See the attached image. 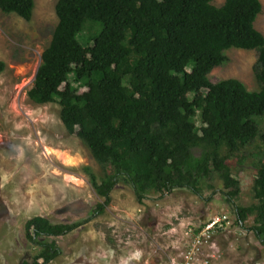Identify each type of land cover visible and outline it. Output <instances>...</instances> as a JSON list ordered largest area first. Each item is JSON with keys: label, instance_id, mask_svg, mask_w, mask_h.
I'll use <instances>...</instances> for the list:
<instances>
[{"label": "trees", "instance_id": "1", "mask_svg": "<svg viewBox=\"0 0 264 264\" xmlns=\"http://www.w3.org/2000/svg\"><path fill=\"white\" fill-rule=\"evenodd\" d=\"M0 9L30 21L35 0H0ZM262 9L260 0L57 2L59 22L28 95L41 105L59 102L68 132L105 167L101 181L87 170L104 198L94 216L111 204L120 182L144 204L151 192L188 189L203 196L204 182L217 176L239 222L255 215L252 230L264 246V160L254 183L257 203L248 207L235 203L241 185L228 164L257 138L264 144L258 121L264 117V34L255 26ZM90 21L102 29L85 45L81 36ZM232 48L259 52L260 91L234 78L211 80ZM3 68L0 62V73ZM80 225L29 219L26 236L41 251L22 264H51L62 249L47 238Z\"/></svg>", "mask_w": 264, "mask_h": 264}, {"label": "rangeland", "instance_id": "2", "mask_svg": "<svg viewBox=\"0 0 264 264\" xmlns=\"http://www.w3.org/2000/svg\"><path fill=\"white\" fill-rule=\"evenodd\" d=\"M58 1L35 0L30 21L0 9V264L32 261L41 251L25 231L26 222L36 216L58 224L82 223L67 235L47 238L62 249L51 264H264V246L252 230L255 215L239 222L217 176L204 182L203 196L188 189L151 192L144 204L130 184L120 182L111 204L94 216L104 198L87 170L101 181L105 167L80 137L68 132L59 102L41 105L28 95L59 22ZM260 1L255 26L264 34ZM91 23L81 36L85 45L102 29ZM226 55L227 63L211 72V80L234 78L260 91L259 52L232 48ZM258 121L264 130V117ZM261 160L264 144L257 138L228 162L241 185L236 205L257 203L254 183ZM218 219L222 222L198 243L196 237Z\"/></svg>", "mask_w": 264, "mask_h": 264}, {"label": "built area", "instance_id": "3", "mask_svg": "<svg viewBox=\"0 0 264 264\" xmlns=\"http://www.w3.org/2000/svg\"><path fill=\"white\" fill-rule=\"evenodd\" d=\"M224 218H226V217H224ZM221 222H222V219L220 220ZM220 221H219V219L218 220H216V221H214L213 223H212V225H209V227L204 231V233H203V235H200V236H198V237H196V241L198 242V243H204V241H205V239H204V235L205 236H207V235H209L210 234V231H211V229H212V227H214V226H218L219 224H220Z\"/></svg>", "mask_w": 264, "mask_h": 264}]
</instances>
